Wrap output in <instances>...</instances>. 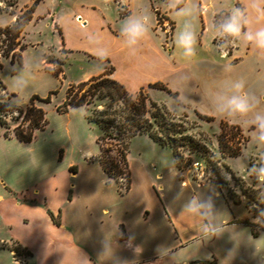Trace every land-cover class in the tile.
Masks as SVG:
<instances>
[{
  "label": "crops",
  "instance_id": "0c3cea01",
  "mask_svg": "<svg viewBox=\"0 0 264 264\" xmlns=\"http://www.w3.org/2000/svg\"><path fill=\"white\" fill-rule=\"evenodd\" d=\"M36 1L21 7L16 0V5L24 9ZM127 1L130 14L124 17L114 0H58L56 8L38 13L46 3L40 0L35 16L55 14L66 47L109 60L112 78L130 93L162 83L180 96L172 80L186 71L192 60L183 42L188 27L180 23V15L193 0L181 8V0ZM164 5L176 24L172 53L168 54L155 34L154 8ZM199 6L204 7L203 14ZM236 6L247 54L264 61V45L256 39V33L264 29V0H236ZM207 10L206 3L196 0L195 51L203 47ZM224 12L235 15L233 10H223L214 16ZM214 16L212 44L217 30ZM129 17L143 18L142 35L130 37L122 32ZM234 36L237 46L233 55L239 48L238 36ZM95 72L78 83L105 70L102 67ZM85 110L56 111L53 117L67 115L71 121L65 127L70 129L73 116L81 125L86 123ZM49 127L36 131L29 143L0 132V264H16V258L25 264H190L213 259L218 264H264V231L255 236L250 225L234 221L257 223L255 218L233 215L212 222L201 203L176 209L163 186L148 173L137 181L131 179L129 191L122 194L116 183L108 184L101 165L95 166L96 159L85 157V163L77 166L66 160V150L58 155L62 143L55 144L53 151L49 142L40 141L50 136L46 133H57ZM180 174L178 177L186 180L185 174Z\"/></svg>",
  "mask_w": 264,
  "mask_h": 264
},
{
  "label": "rangeland",
  "instance_id": "374dc122",
  "mask_svg": "<svg viewBox=\"0 0 264 264\" xmlns=\"http://www.w3.org/2000/svg\"><path fill=\"white\" fill-rule=\"evenodd\" d=\"M30 1L20 0L19 6L27 5ZM114 2L120 17L130 14L127 0ZM202 2L207 4L208 13L204 16L205 32L200 50L195 51L192 45L197 28L196 0L180 15V23L188 27L186 36L191 37L187 55L192 59L187 70L172 80V85L179 90L180 96L174 98L166 91L145 88L152 100L165 106L171 117L188 129L179 136L182 144L179 153L183 156L184 168L179 171L176 167L171 148L161 147L147 135L136 136L131 139L128 148L131 179L137 181L143 173H148L159 186H163L164 194L168 199L171 198L173 207L190 209L201 203L212 222H218L224 217L232 218L233 215H247L253 219L246 206L248 198L242 193V186L258 189L264 183V172L260 171L264 168V139H261L262 133L256 119H264V61H258L246 52V37L241 33V16L236 0ZM57 3L58 0H46L38 13L56 8ZM10 4L14 5L9 6ZM154 9L155 34L166 54L172 53L176 24L169 17L165 5ZM25 10L26 8H18L16 0H0V27L13 24L15 18ZM203 10L204 7L199 6L200 14H203ZM223 10H233L235 15H229L231 19L235 17L240 25L239 32L236 33L239 48L234 55L237 44L234 33L224 30L226 16L220 18V28L216 30L214 45L212 44V18L214 13ZM201 36L200 32L198 41ZM60 43L63 45L60 46ZM21 44L26 46L21 62L3 58L0 49L3 65L0 81L5 86V89L0 86V104H7L3 107L7 110L6 113L0 110V118L3 116L4 119L0 132H4L6 136H15V129L19 126L26 128L28 123L23 124L25 114H20V111L30 105L33 96H37L40 100H36L34 106L44 110L47 126L57 131L54 135L46 133L50 136L40 141L49 142L53 151L56 149L55 144L62 143L64 148L58 150V155L61 156V152L66 150V160L74 161L77 166L85 163V157L96 159L95 166H99L98 140L102 132L96 124L87 122L90 112L85 110L87 121L83 125L73 116L70 129L65 127L71 121L67 115L53 117V113L64 103L71 84L94 75L102 67L103 70L110 69L112 64L106 58L68 49L55 14L37 18L34 13L32 21L22 34ZM238 57L241 60L234 63ZM59 68L62 70L59 76L48 70L57 71ZM237 84H242L243 87L237 88ZM167 88L173 92L168 86ZM234 96L245 102L246 111H235L227 105V100ZM47 98H50V102L41 101ZM201 116L213 117L214 120L208 122ZM222 122L239 127L246 140L237 157H230L220 149ZM196 164H199V168ZM179 174H185L186 180L179 178ZM119 184L123 187L125 181L120 179ZM116 186L118 187L117 184ZM230 193L236 194L241 199V204L233 203Z\"/></svg>",
  "mask_w": 264,
  "mask_h": 264
},
{
  "label": "trees",
  "instance_id": "16d2710c",
  "mask_svg": "<svg viewBox=\"0 0 264 264\" xmlns=\"http://www.w3.org/2000/svg\"><path fill=\"white\" fill-rule=\"evenodd\" d=\"M40 0H37L32 6L18 15L15 22L6 27H0V49L3 58H11L12 62L18 60L21 62L22 52L26 49L21 44L22 34L26 26L32 21L33 14ZM187 0H181L178 8H181ZM10 4L9 6H13ZM226 16V23L231 21L229 13H220L216 16L215 27L218 28L221 17ZM224 24V25H225ZM223 30V29H221ZM18 48V52L16 49ZM3 65L0 60V72ZM53 71L56 76L62 72L61 68ZM0 86H5L0 81ZM151 89L166 91L174 98L178 97L177 93L171 92L164 84L155 83L149 86ZM40 100L33 96L30 105L26 109H21L20 114L24 113L23 124L28 123L27 127L23 125L15 129L16 138L25 143L33 141L35 132L43 130L48 125L46 113L43 109L34 106V102ZM50 102V98L41 100ZM7 104L1 105L0 110L6 113ZM100 107H102L100 109ZM85 108L90 112L88 122L96 124L102 132L98 143L100 155L99 164L108 177V184L116 183L120 193L124 194L129 191L131 186V170L128 161L129 144L133 137L147 135L161 147H169L173 150L174 163L179 171L183 170V156L179 153L181 147L180 135L188 129L183 123L177 122L171 117L165 106L159 105L152 100L145 89L137 93H130L127 88L112 78V70L106 69L104 73L97 77H92L88 81L78 84H71L66 92L64 103L57 107L59 113H67L70 109ZM202 119L211 122L213 117L201 116ZM3 116L0 118V125L3 126ZM186 138V136H184ZM246 140L237 126L229 125L227 122L221 123V133L219 143L221 151L230 156L237 157L240 155L241 145ZM123 179L125 185L122 187L119 180ZM242 193L248 198L246 204L257 223L249 220L234 221L250 225L253 234L257 236L260 230L264 231V183L258 189L244 188ZM230 198L235 204H241V199L236 194L230 193ZM50 216L60 225V220L49 211ZM24 252V250H23ZM190 264H218L215 259L193 262Z\"/></svg>",
  "mask_w": 264,
  "mask_h": 264
},
{
  "label": "clouds",
  "instance_id": "9594fccd",
  "mask_svg": "<svg viewBox=\"0 0 264 264\" xmlns=\"http://www.w3.org/2000/svg\"><path fill=\"white\" fill-rule=\"evenodd\" d=\"M240 29V25L237 23L235 17L232 18V20L224 25V30L229 33H238ZM145 31V25L143 22V18H133L129 17L123 28L122 32H126L130 37H137L143 34ZM249 39H252L251 36L248 37ZM256 39L259 44L264 45V29H261L256 33ZM183 42L185 44V47H190L191 44V37L190 36H185L183 38ZM237 88H242V84H237ZM227 105L232 108L235 111H240L244 112L247 110V105L245 102L239 98V97H232L227 100ZM258 121V127L261 130V139H264V119L257 117L256 118ZM261 172H264V168L260 170Z\"/></svg>",
  "mask_w": 264,
  "mask_h": 264
},
{
  "label": "built area",
  "instance_id": "2783aa9c",
  "mask_svg": "<svg viewBox=\"0 0 264 264\" xmlns=\"http://www.w3.org/2000/svg\"><path fill=\"white\" fill-rule=\"evenodd\" d=\"M196 167L199 168V164H196ZM16 264H25L21 259L16 258Z\"/></svg>",
  "mask_w": 264,
  "mask_h": 264
}]
</instances>
